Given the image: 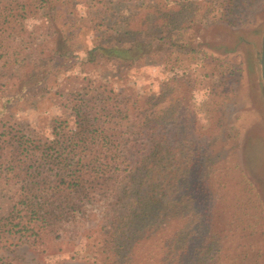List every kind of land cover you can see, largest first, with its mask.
<instances>
[{"label":"rangeland","instance_id":"obj_1","mask_svg":"<svg viewBox=\"0 0 264 264\" xmlns=\"http://www.w3.org/2000/svg\"><path fill=\"white\" fill-rule=\"evenodd\" d=\"M227 1L74 0L82 30L69 44L78 56L74 66L70 65L72 71H66L67 64L59 69L56 62L53 68L37 73L34 56L22 62L20 50L11 52L15 55L9 61L0 54V103L6 108L0 148H9L3 142L10 135L51 139L56 119L66 120L68 128H74L64 96L57 94L71 83L69 77L95 73L103 84L100 92H138L139 106L144 105L146 94L160 93L168 79H183L172 95L188 112V149L197 143L210 151L211 168L203 181L220 205L214 216L221 233L222 259L225 263L237 258L239 264H264V83L260 64L264 0L235 1L233 12L226 10ZM116 21H126L124 28L138 33L145 43L155 39L156 47L133 68L106 60L90 68L85 62L87 51L98 32ZM168 21L177 24L169 28ZM24 28L32 46L42 49L40 58L55 60L54 52L62 48L67 27L60 20L50 27L45 19L31 17ZM48 70L53 75L46 88L40 92L31 87ZM32 75L35 79L26 85ZM2 134L6 136L1 138ZM11 178L0 183V216L7 213L16 195L19 178ZM95 202L88 205L91 211L71 215L55 232L43 233L35 245L26 239L19 241V235L12 238L0 249V262L108 264L100 234L109 221L112 198L98 197ZM155 246L156 242L142 246L140 259L147 260L149 251L156 253Z\"/></svg>","mask_w":264,"mask_h":264},{"label":"trees","instance_id":"obj_2","mask_svg":"<svg viewBox=\"0 0 264 264\" xmlns=\"http://www.w3.org/2000/svg\"><path fill=\"white\" fill-rule=\"evenodd\" d=\"M235 1L225 2L226 10L233 12ZM31 17L45 19L50 27L60 20L67 27L55 60L40 58L42 49L29 41L24 22ZM167 23L169 28L177 24ZM126 25L116 21L98 32L85 57L90 68L103 60L133 68L152 52L155 39L145 43ZM81 30L74 0H0L1 57L9 61L17 50L22 62L34 56L37 73L56 62L59 69L67 64L66 71H72L78 56L69 44ZM51 75L48 70L31 87L43 91ZM32 79L35 75L26 85ZM68 80L57 94L64 96L74 128L56 119L51 139L10 135L3 142L9 148H0V183L9 181L10 174L19 178L15 197L0 216V249L18 235L19 241L37 244L71 215L91 211L88 205L100 197L112 198L100 234L108 264H239L237 258L222 259L214 216L220 205L203 181L211 168L209 148L195 143L188 149V112L172 95L183 79H168L160 93L146 94L140 106L138 92H100L103 84L95 73ZM5 109L0 103V126ZM155 242L156 253L140 259L138 250Z\"/></svg>","mask_w":264,"mask_h":264},{"label":"water","instance_id":"obj_3","mask_svg":"<svg viewBox=\"0 0 264 264\" xmlns=\"http://www.w3.org/2000/svg\"><path fill=\"white\" fill-rule=\"evenodd\" d=\"M261 77L264 83V34L262 39V49H261Z\"/></svg>","mask_w":264,"mask_h":264}]
</instances>
